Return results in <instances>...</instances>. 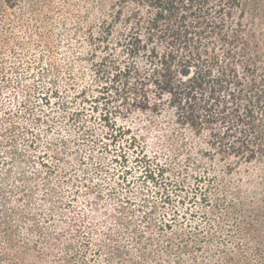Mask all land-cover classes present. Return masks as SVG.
Segmentation results:
<instances>
[{
	"label": "rangeland",
	"instance_id": "374dc122",
	"mask_svg": "<svg viewBox=\"0 0 264 264\" xmlns=\"http://www.w3.org/2000/svg\"><path fill=\"white\" fill-rule=\"evenodd\" d=\"M100 1L0 0V264H153L152 250L136 246L148 227L150 246L172 264L179 252L163 245L177 233L200 236L210 252L226 243L232 253L243 240L229 230L232 219L196 200L195 177L207 198L227 187L230 199L239 190L263 203L264 175L254 177L256 189L241 184L257 174L255 164L213 149L206 159L204 135L168 109L127 113L121 101L98 97L106 82L94 80V70L104 52L89 31L114 0L102 3L104 14ZM243 1V20L264 49V0ZM143 12L148 17L153 9ZM117 55L121 65L130 61ZM157 160L165 175L145 177L144 167L156 171ZM166 221L171 226L163 229ZM259 228L264 246V222Z\"/></svg>",
	"mask_w": 264,
	"mask_h": 264
},
{
	"label": "trees",
	"instance_id": "16d2710c",
	"mask_svg": "<svg viewBox=\"0 0 264 264\" xmlns=\"http://www.w3.org/2000/svg\"><path fill=\"white\" fill-rule=\"evenodd\" d=\"M104 1L99 3L103 14ZM143 7L152 8L153 13L146 17ZM243 10V0H114L102 22L90 28L89 38L104 52L94 70V80L106 82L99 87V98L121 101L127 113L138 109L163 114L168 109L176 122L198 137L204 135L206 159L215 152L255 164L257 174L250 173L241 184L256 189L261 183L254 177L264 175V49L256 31L244 22ZM114 33L116 41L111 43ZM115 53L130 61L121 65ZM121 157L127 158L126 153ZM155 165L156 171L150 165L144 167L145 177L165 175L166 166L158 160ZM201 178L195 177V190L201 191L196 200L212 205L222 218L232 219L229 230L236 229L243 242H236L232 253L223 242L218 252H210L200 236L177 233L164 243V251L178 250L176 264H263L259 228L264 222L263 199H256L254 193L249 202L239 190L230 199L227 187L223 195L207 198L198 183ZM170 226L168 221L162 225L163 229ZM208 226L214 223L208 221ZM149 229L136 235L137 248L141 253L152 250L153 264H172L160 256V247L150 246ZM196 251L204 254L203 259H198Z\"/></svg>",
	"mask_w": 264,
	"mask_h": 264
}]
</instances>
